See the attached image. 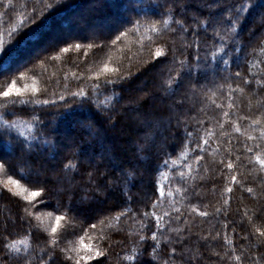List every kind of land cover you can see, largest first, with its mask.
I'll list each match as a JSON object with an SVG mask.
<instances>
[{"label": "trees", "instance_id": "obj_1", "mask_svg": "<svg viewBox=\"0 0 264 264\" xmlns=\"http://www.w3.org/2000/svg\"><path fill=\"white\" fill-rule=\"evenodd\" d=\"M13 82L2 264H264V0H0Z\"/></svg>", "mask_w": 264, "mask_h": 264}, {"label": "rangeland", "instance_id": "obj_2", "mask_svg": "<svg viewBox=\"0 0 264 264\" xmlns=\"http://www.w3.org/2000/svg\"><path fill=\"white\" fill-rule=\"evenodd\" d=\"M56 31H58V30H56ZM98 31H100V33H102V29L100 28ZM75 32H78V30H75ZM163 55V53L161 52V56ZM143 82H144V80H143ZM16 88V87H15ZM10 89H12V87L10 88ZM17 89V88H16ZM192 89H194V91L196 90V87L195 86H193V88ZM11 92H16L15 91V89H12V91ZM127 92V91H126ZM190 99V98H189ZM192 99L193 98H191L190 99V101H188V102H186V103H188V106H193V101H192ZM192 102V103H191ZM164 137V139H165V136H163ZM149 138V137H148ZM149 140V139H148ZM46 174V173H45ZM47 175V174H46ZM0 177H1V180H0V182H2V184L4 185V186H6L8 189H10V190H12L13 192H16V193H18V194H20L21 196H23V197H25V198H27V199H31V200H35L36 199V196L37 195H33V191H30V190H28L25 186H23L21 183H19L16 179H14L13 177H10V176H2V172H1V167H0ZM102 195V194H101ZM103 196V195H102ZM262 199H264V197H261V200ZM257 202L258 201H256V205H257ZM38 203V202H37ZM249 209V212L250 211H253L252 209H253V207H249L248 208ZM247 209V210H248ZM23 216V214L22 213H20V214H17L16 215V213H14L13 212V210H11L10 211V213L8 212H4L3 214H2V218H3V223H2V229L3 230H7L8 229V227L12 224V223H14V219H16L17 217H20V218H24V217H22Z\"/></svg>", "mask_w": 264, "mask_h": 264}, {"label": "snow or ice", "instance_id": "obj_3", "mask_svg": "<svg viewBox=\"0 0 264 264\" xmlns=\"http://www.w3.org/2000/svg\"><path fill=\"white\" fill-rule=\"evenodd\" d=\"M121 35H123V33H121ZM117 39H119V37H117ZM113 43H115V41H113ZM156 55H157V57L161 56V52L158 51V52L156 53ZM12 89H15L16 92H19V91H20V89H16V88H15V82H13ZM12 89H9V91L0 92V96H5V97L9 96V95H10V92L12 91ZM37 121H38V123H39V125H40L41 128L45 127L43 121H39V118H38V117H37ZM5 123H7V121H5ZM261 163H264V161H261ZM3 166H4V165H3L2 163H0V167H3ZM65 167H66V168H68V167H74V165H72V164H68V165H65ZM229 167H231V165H229ZM233 179H235V177H233ZM41 191H42V190H41ZM33 195H34V196H35V195H39V192H34ZM53 231L55 232L56 229L54 228ZM155 235H156V234L153 233V238H154V239H155ZM141 239H143V237H141ZM172 251L175 252V249H173ZM97 255H102V253H99V252H98ZM84 259H85V260H88V259H91V257H90V256H85ZM237 259H239V258H237ZM0 264H2V261H0Z\"/></svg>", "mask_w": 264, "mask_h": 264}]
</instances>
